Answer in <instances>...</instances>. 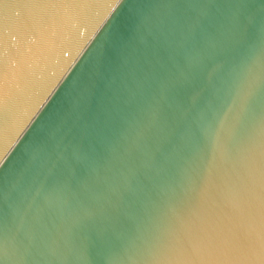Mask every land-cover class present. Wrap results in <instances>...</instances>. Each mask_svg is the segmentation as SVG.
Listing matches in <instances>:
<instances>
[{
	"label": "water",
	"instance_id": "water-1",
	"mask_svg": "<svg viewBox=\"0 0 264 264\" xmlns=\"http://www.w3.org/2000/svg\"><path fill=\"white\" fill-rule=\"evenodd\" d=\"M0 264H264V0H0Z\"/></svg>",
	"mask_w": 264,
	"mask_h": 264
}]
</instances>
